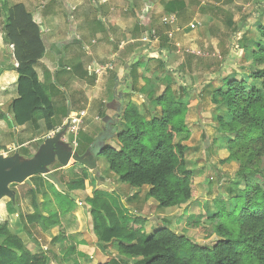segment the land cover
I'll return each instance as SVG.
<instances>
[{
    "label": "crops",
    "instance_id": "1",
    "mask_svg": "<svg viewBox=\"0 0 264 264\" xmlns=\"http://www.w3.org/2000/svg\"><path fill=\"white\" fill-rule=\"evenodd\" d=\"M143 1L146 4L142 0H0L2 19L9 8L22 4L39 25L45 52L34 69L54 105L52 128L58 127L69 113L86 111L76 139L65 134L58 140L47 141L44 136L48 131L40 116L22 126L14 124L10 104L18 97V63L1 25L0 153L4 154L0 156V179L5 186L0 191V218H7L8 230L31 253H45L48 264H65L60 262L62 255L52 244L61 232L74 246L79 264L105 263L116 254V243H96L84 203L86 198L96 193L110 196L119 190L124 194L123 201L131 207V214L123 211V216H133L136 206L142 207L143 212L153 205L158 209L155 201L145 197L146 187L131 190L108 173L104 175L98 162L99 152L110 141H116L121 113L128 104L149 109L151 88L146 79L160 80L162 88L169 79L175 84L170 69L165 68L176 53L175 45L182 48L195 39L197 42L186 47L195 50L210 43L217 48L224 46L209 34L208 41L198 39L196 30H188L189 24L184 26L183 17L191 7L185 0L179 3L185 5L184 9L173 14L165 12V5L172 0ZM263 1L260 9L252 0L195 2L197 12L192 21L213 32L223 31L224 26L231 37V46L229 41L226 44L228 56L233 46L246 54L259 39L256 27L264 25ZM144 7H148V14L141 21L140 11ZM164 16H174V24L163 25ZM147 34L150 38L143 42ZM176 62L181 68L183 62L179 58ZM106 64L112 65V70L105 75L91 76L87 72L89 66L97 70ZM225 79L237 78L229 75L215 80L209 103L210 94L222 87ZM189 100L186 118L198 105L192 97ZM211 106L214 112L215 106ZM35 212L44 218L56 215L59 224L42 232L27 222V217ZM95 254L99 257L95 258Z\"/></svg>",
    "mask_w": 264,
    "mask_h": 264
},
{
    "label": "trees",
    "instance_id": "2",
    "mask_svg": "<svg viewBox=\"0 0 264 264\" xmlns=\"http://www.w3.org/2000/svg\"><path fill=\"white\" fill-rule=\"evenodd\" d=\"M180 1L167 3L165 12L183 10ZM1 25L18 63V97L10 104L13 122L22 126L40 116L50 131L54 105L34 69L45 52L39 25L22 4L9 8L4 19L0 12ZM256 28L259 39L251 50L252 74L225 79L224 85L210 94L216 134L223 138L228 153L224 161L238 164L229 195L214 199L212 209L206 204L201 216L189 217L188 213L180 232L165 226L148 235L144 232L146 219L123 216L110 196L96 193L86 198L96 243H116V254L100 264H264V25ZM145 82L151 88L149 109L128 104L121 113L115 146L105 145L99 156L106 159L119 183L133 189L146 187L145 197L153 199L158 208H177L178 216L184 209L181 218L197 198L195 173L188 168L185 155V142L191 135L185 119L190 95L185 86L174 90L172 79L163 88L158 79ZM27 222L42 232L59 224L56 215L44 218L36 212ZM7 227V218H0V264H48L45 253H31ZM190 232L194 238L208 240L216 235L219 240L201 246L192 242ZM52 244L62 255L61 263L79 264L64 232L53 238Z\"/></svg>",
    "mask_w": 264,
    "mask_h": 264
},
{
    "label": "rangeland",
    "instance_id": "3",
    "mask_svg": "<svg viewBox=\"0 0 264 264\" xmlns=\"http://www.w3.org/2000/svg\"><path fill=\"white\" fill-rule=\"evenodd\" d=\"M185 1L190 3L189 6L191 7L186 12V14H188L183 17L184 26L194 24V30H196L199 34L198 39L202 38L207 39L208 41L209 36L207 35L209 34L215 37L220 43H223L224 46L222 48H217L215 45L210 43L193 50L186 47L187 44L190 46L194 41L197 42V40L192 39L185 45V47H182L180 52H177L175 48L176 53H173V56L169 58L170 63L167 67H165L170 69L169 74L173 77L175 82L173 89L178 90L180 86H185L190 97L195 99L198 104L196 107L192 108V111L190 112L191 116L186 118L188 125L190 126L191 135L188 141L185 142V155L188 168L195 173L197 198L195 201L190 203L187 208L188 212L186 211L183 217H179L180 219L177 215V213H179L177 208L160 209L157 207L158 209H156L153 205L148 208L147 212H143L142 207L136 206L137 209L135 210L137 211H135L134 215L141 216L147 221L144 230L146 235L150 234L152 230L165 226L173 229L174 231L180 232L184 226L183 222L187 218L188 213L189 217L195 214L203 215L205 213L203 208L206 207V204L209 205L208 209H212L214 207V199L224 198L226 195H229V183L230 180L234 178L235 171L238 168V164L232 162L226 163L224 161L225 158H227L228 153L224 150L226 145H223V138L219 139V135L216 134L217 123L214 119V117H216V112H213V107L209 103L208 95L212 91V83L219 78H225L230 75V77L241 79L246 78L249 74H252L254 71V61L251 58V51L246 54H244V52L239 53L236 48L234 49L235 46H233L234 51H231V48L229 47L231 53L228 56L226 44L229 41L228 46H231V37L229 36V31L224 29V26L221 27L223 31L218 32L216 30L213 32L211 28L208 31L207 28H203L204 26L198 25L196 22L192 21L193 14L197 12L195 2H198L197 4L201 1L208 3V1L211 0ZM260 1L261 0H252V3L256 4L257 8L260 9L262 5L261 2L263 0L261 2ZM142 3L143 5L146 4L143 0ZM252 27L251 29H253ZM254 40L251 41L254 42ZM250 47V49H254L256 46L252 45ZM177 58L183 62L181 68L178 67L179 63L176 62ZM110 143L113 145L116 144V141H110ZM98 157L99 166L100 169L105 172L104 175H107L108 173V175L113 179H117L114 174L109 172L106 159L101 156ZM127 188L133 190V188L129 186H127ZM123 197L124 194L119 190L117 193L110 195V199L116 207H119V209L122 210V213L125 212L126 214H131V210H129L131 207L127 206L128 203L123 201ZM181 214L182 211H180L179 216ZM151 215L152 217L150 218ZM187 234L191 237V239H193L192 242L201 246H211L219 240L216 235H213L210 239L205 240L201 237L194 238L195 235L193 236L191 232ZM93 253H95L94 250ZM94 256L95 258L99 257L97 254ZM99 261L104 262L106 260L101 259Z\"/></svg>",
    "mask_w": 264,
    "mask_h": 264
},
{
    "label": "built area",
    "instance_id": "4",
    "mask_svg": "<svg viewBox=\"0 0 264 264\" xmlns=\"http://www.w3.org/2000/svg\"><path fill=\"white\" fill-rule=\"evenodd\" d=\"M148 14V7H144L140 11L139 19L141 21L146 20V16ZM175 22L174 16H164L161 18V23L163 25H172ZM195 25L189 24L188 30H194ZM145 38H142L143 42H148L150 35L147 34L144 36ZM177 52L181 51V47L179 45H175ZM12 49L13 47L10 46ZM189 52V51H187ZM112 70V65L106 64L105 66H99L97 70L89 66L87 68V72L89 75H97L102 76L105 75L106 72ZM86 118V111H78L76 113H69L63 121H61V124L58 127L53 128L52 130L48 131L46 135L44 136L45 139H54L56 135H59L60 138L63 137V135L68 134L71 135L74 139H76L80 133V131L83 128L84 120ZM4 153H0V156H3Z\"/></svg>",
    "mask_w": 264,
    "mask_h": 264
},
{
    "label": "water",
    "instance_id": "5",
    "mask_svg": "<svg viewBox=\"0 0 264 264\" xmlns=\"http://www.w3.org/2000/svg\"><path fill=\"white\" fill-rule=\"evenodd\" d=\"M58 139H60V136L59 135H56L54 139H47V141L58 140ZM4 186H5V182L1 178L0 179V191L4 188Z\"/></svg>",
    "mask_w": 264,
    "mask_h": 264
}]
</instances>
